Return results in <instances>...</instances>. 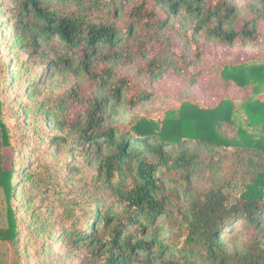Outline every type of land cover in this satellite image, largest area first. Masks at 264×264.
Instances as JSON below:
<instances>
[{
	"label": "trees",
	"instance_id": "1",
	"mask_svg": "<svg viewBox=\"0 0 264 264\" xmlns=\"http://www.w3.org/2000/svg\"><path fill=\"white\" fill-rule=\"evenodd\" d=\"M0 11V264H264V61L222 66L220 84L252 88L238 106L136 113L156 81L195 66L200 38L264 44V0H0ZM60 79L63 94L43 97Z\"/></svg>",
	"mask_w": 264,
	"mask_h": 264
},
{
	"label": "rangeland",
	"instance_id": "2",
	"mask_svg": "<svg viewBox=\"0 0 264 264\" xmlns=\"http://www.w3.org/2000/svg\"><path fill=\"white\" fill-rule=\"evenodd\" d=\"M248 0H236V4L244 6ZM2 14L0 11V22L2 20ZM261 28L264 30V22L260 23ZM5 28V26H3ZM4 28L0 27V58L2 57V49H5L6 38L2 39V32ZM184 41H179L178 46L183 47ZM199 46L198 51H196L195 46L191 45L189 48L188 60H192L195 63L194 67H190L186 62L179 63L180 69L178 71L170 70L163 78L156 81L152 86L153 96L150 101H147L145 105L140 106L136 113L141 116L151 118L157 121H162L164 119L165 113L168 110H178L183 101H190L192 103H197L202 106H214L222 98L230 97L234 100L238 106L241 101L247 99L252 95V88H246L240 90L236 87L227 89L226 85L220 84L221 80V70L224 64L228 63H242V62H263L264 61V44L256 46H244L241 43H236L232 47L219 45L210 42L204 38H200L197 41ZM9 50L4 51V55H7ZM198 52V54H197ZM27 56V53H23V58ZM7 62V66L10 63ZM22 63V62H21ZM20 63V65H22ZM12 65V64H11ZM198 69L200 76L195 84L190 83L191 77L194 70ZM12 65V72H14ZM23 75L21 76V82L26 81V78H33L34 74L31 73V67L26 66L23 69ZM25 72V73H24ZM9 74V75H10ZM10 75V76H11ZM23 86V84L21 85ZM69 83L63 84L62 80H57L52 85L49 83H44L41 87L42 96L50 97V95L58 96L63 94L67 89ZM10 93L8 91L6 94ZM260 97L264 99V94ZM19 98H24L23 95ZM13 102L16 99L12 100ZM17 108V107H15ZM9 108H5L7 110ZM19 116L18 121H20L22 126L21 114L17 112ZM133 113H131L128 120H131ZM21 128V127H20ZM24 130L20 129L18 135L22 137ZM14 157V149L9 147L5 150V164L6 166L12 165V160ZM24 186V185H23ZM23 188H27L24 186ZM27 196V191L23 193ZM4 195L0 190V210L5 211ZM23 203V202H22Z\"/></svg>",
	"mask_w": 264,
	"mask_h": 264
}]
</instances>
